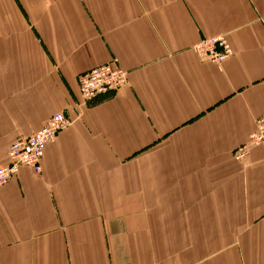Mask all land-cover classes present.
<instances>
[{"label":"crops","instance_id":"0c3cea01","mask_svg":"<svg viewBox=\"0 0 264 264\" xmlns=\"http://www.w3.org/2000/svg\"><path fill=\"white\" fill-rule=\"evenodd\" d=\"M225 36L221 65L194 46ZM120 90L81 105L78 76ZM56 113L71 127L0 188V264H264V0H0V166Z\"/></svg>","mask_w":264,"mask_h":264},{"label":"built area","instance_id":"2783aa9c","mask_svg":"<svg viewBox=\"0 0 264 264\" xmlns=\"http://www.w3.org/2000/svg\"><path fill=\"white\" fill-rule=\"evenodd\" d=\"M194 51L203 59L221 65L232 55V48L225 36L201 40ZM128 72L116 66L115 62L96 66L78 76L81 105L86 106L98 97L120 90L128 84ZM72 125L64 113H56L46 125L28 138L16 140L9 148L7 164L0 166V188L6 186L22 167H30L37 174L42 171V160L49 144ZM264 148V116L256 122V128L247 145L238 148L234 154L237 161L247 158L252 147Z\"/></svg>","mask_w":264,"mask_h":264}]
</instances>
